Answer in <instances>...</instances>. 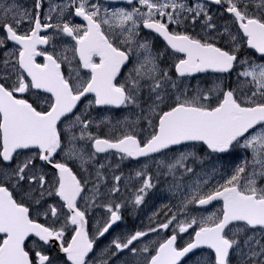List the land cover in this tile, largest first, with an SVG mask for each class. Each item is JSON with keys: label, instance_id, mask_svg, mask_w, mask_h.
<instances>
[{"label": "snow or ice", "instance_id": "1", "mask_svg": "<svg viewBox=\"0 0 264 264\" xmlns=\"http://www.w3.org/2000/svg\"><path fill=\"white\" fill-rule=\"evenodd\" d=\"M0 264H264V0H0Z\"/></svg>", "mask_w": 264, "mask_h": 264}, {"label": "rangeland", "instance_id": "2", "mask_svg": "<svg viewBox=\"0 0 264 264\" xmlns=\"http://www.w3.org/2000/svg\"><path fill=\"white\" fill-rule=\"evenodd\" d=\"M170 193L166 190V187L164 185H161V187L156 188L150 195L147 197L149 199L146 200V204L142 206L140 209H138L136 212H134V216L138 217V219L143 218L144 213L147 209L151 208V205H155V212H157L163 205L169 204V203H175V201H170ZM153 197V199H152ZM151 204V205H150ZM216 207L211 209L209 212L214 211ZM101 210H97V217L99 216ZM130 212V209L128 210ZM154 212H148L147 217H151ZM207 214V213H205ZM95 223V219H94ZM195 227V226H194ZM190 232L192 230H189ZM150 239H162L159 236H149ZM189 238L188 234H181V239L179 242L183 243L185 240ZM110 240L111 237H108ZM107 241H105L106 243Z\"/></svg>", "mask_w": 264, "mask_h": 264}, {"label": "flooded vegetation", "instance_id": "3", "mask_svg": "<svg viewBox=\"0 0 264 264\" xmlns=\"http://www.w3.org/2000/svg\"><path fill=\"white\" fill-rule=\"evenodd\" d=\"M23 2L29 3L30 0H23ZM211 7H212L213 10L215 11V6H211ZM156 43H157V46H158V47L163 48L164 45H163V41H162V40L157 39ZM37 59H38V62H42V58H41V57H38ZM64 71H65V74L67 75V71H68L67 66H64ZM192 83H196V81L193 80ZM25 97L28 98V99H30V100L32 99V98L29 97L27 94H25ZM133 167H134L133 164H130V163H127V162H125L124 164H121V169L123 170V173H124L125 176H128V174L132 171ZM125 195H126V194H125ZM96 217H97V212H96ZM93 218L95 219V217H93ZM93 218L90 219V224H89V227H90V228L94 225V224L92 223L93 220H94ZM39 220H40V222H44V217H42V216L39 217ZM155 220H156V218H153V222H155ZM141 227L143 228V226H141ZM137 229H138L137 226H131V225H130V221H129V219H128L127 217H125V215H124V220H123V222H121L119 228H116V229H115V232H114L113 234H115L116 232H133V231H135V230H137ZM162 233H163V235H169L170 231H161L160 234H162ZM153 234H154V233H153ZM150 235H151V234H150ZM69 238H70V235H69ZM32 240H33V239H29V240L27 241V245H28L29 243H31ZM57 253H58V252H57V249H54V250L51 251V255H52L53 257H55V256L57 255Z\"/></svg>", "mask_w": 264, "mask_h": 264}, {"label": "bare ground", "instance_id": "4", "mask_svg": "<svg viewBox=\"0 0 264 264\" xmlns=\"http://www.w3.org/2000/svg\"><path fill=\"white\" fill-rule=\"evenodd\" d=\"M94 219V218H93ZM93 224H94V220H93V222H92ZM115 232V231H114Z\"/></svg>", "mask_w": 264, "mask_h": 264}]
</instances>
